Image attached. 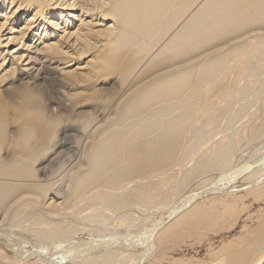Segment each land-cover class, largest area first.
Returning <instances> with one entry per match:
<instances>
[{
  "label": "bare ground",
  "instance_id": "6f19581e",
  "mask_svg": "<svg viewBox=\"0 0 264 264\" xmlns=\"http://www.w3.org/2000/svg\"><path fill=\"white\" fill-rule=\"evenodd\" d=\"M246 202L264 0H0V264H163ZM255 220L211 264H264Z\"/></svg>",
  "mask_w": 264,
  "mask_h": 264
},
{
  "label": "rangeland",
  "instance_id": "374dc122",
  "mask_svg": "<svg viewBox=\"0 0 264 264\" xmlns=\"http://www.w3.org/2000/svg\"><path fill=\"white\" fill-rule=\"evenodd\" d=\"M247 205L249 202L244 206L236 207L233 209L235 213L221 211L217 216V222L210 224L213 228L210 225L197 228L193 233L183 236L179 242L174 244L172 242L169 246L167 244L166 249H168L165 253L167 256L163 264H211L215 262L214 260L219 263L225 248L233 244L238 237L243 236L247 229L254 228L257 223L255 219L260 217L264 210V204H256L252 207Z\"/></svg>",
  "mask_w": 264,
  "mask_h": 264
},
{
  "label": "water",
  "instance_id": "95a60500",
  "mask_svg": "<svg viewBox=\"0 0 264 264\" xmlns=\"http://www.w3.org/2000/svg\"><path fill=\"white\" fill-rule=\"evenodd\" d=\"M5 235H9L8 232H6L5 230H1ZM11 235V234H10Z\"/></svg>",
  "mask_w": 264,
  "mask_h": 264
}]
</instances>
